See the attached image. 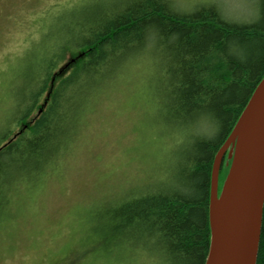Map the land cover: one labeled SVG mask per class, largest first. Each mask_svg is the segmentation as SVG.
<instances>
[{
	"label": "trees",
	"instance_id": "obj_1",
	"mask_svg": "<svg viewBox=\"0 0 264 264\" xmlns=\"http://www.w3.org/2000/svg\"><path fill=\"white\" fill-rule=\"evenodd\" d=\"M74 21L49 42L47 56L29 78L25 100L17 102V129H8L0 141V209L14 181L29 169L45 168L72 140L82 100L87 93L89 100L98 79L114 76L157 42L169 115L208 119L216 133L194 145L179 184L157 185L107 210L104 249L153 248L167 264H205L214 160L264 80V0H258L250 21L230 20L211 3L184 12L172 0H121L94 6ZM231 162L226 157L223 182ZM257 264H264V207Z\"/></svg>",
	"mask_w": 264,
	"mask_h": 264
},
{
	"label": "rangeland",
	"instance_id": "obj_2",
	"mask_svg": "<svg viewBox=\"0 0 264 264\" xmlns=\"http://www.w3.org/2000/svg\"><path fill=\"white\" fill-rule=\"evenodd\" d=\"M117 1L0 0V141L17 129V102L25 100L49 42L87 10ZM172 2L184 12L216 4L235 21L253 20L258 12V0ZM163 58L153 42L114 76L100 77L88 101L86 92L77 132L58 157L13 182L0 209V264H167L158 249L110 251L103 240L108 209L157 185L179 184L194 145L216 133L208 119L169 115ZM5 176L14 180L9 170Z\"/></svg>",
	"mask_w": 264,
	"mask_h": 264
},
{
	"label": "water",
	"instance_id": "obj_3",
	"mask_svg": "<svg viewBox=\"0 0 264 264\" xmlns=\"http://www.w3.org/2000/svg\"><path fill=\"white\" fill-rule=\"evenodd\" d=\"M230 170L219 172L230 147ZM264 207V80L216 154L211 178V242L205 264H257Z\"/></svg>",
	"mask_w": 264,
	"mask_h": 264
}]
</instances>
